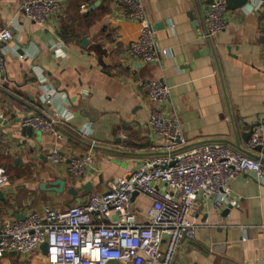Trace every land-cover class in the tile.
<instances>
[{
	"label": "crops",
	"instance_id": "crops-1",
	"mask_svg": "<svg viewBox=\"0 0 264 264\" xmlns=\"http://www.w3.org/2000/svg\"><path fill=\"white\" fill-rule=\"evenodd\" d=\"M61 1L60 14L40 27L21 13V0H0V24L15 34L5 50L6 76L0 82V165L8 178L0 189V222L25 219L46 206L67 210L85 204L144 161L163 155L152 150L163 141L149 126L152 103L138 90V80L162 79L170 87L168 109L180 119L186 140L180 152L222 144L241 155L246 156L239 146L264 158L243 139L251 128L264 136V9L227 10V29L208 41L202 35L210 0H140L159 47L170 51L159 64L146 65L130 54L136 27L123 20L126 11L119 0H96L101 4L94 10L91 0ZM66 27L75 32L69 42L60 35ZM59 41L62 58L51 50ZM36 69L44 73L41 83ZM50 90H55L51 105L43 95ZM80 101L90 103L96 113L93 121L81 114ZM64 112L73 117L63 121ZM38 113L61 119L60 140L24 132L22 119ZM88 123L97 141L95 169L82 181H73L64 175L66 163L54 168L47 157L54 147L68 162L86 151L79 130ZM59 179L66 182L62 194L41 189ZM88 183L90 192L83 190ZM72 188L78 196L69 194ZM230 188L239 207L192 210L195 237L180 242L173 264L264 261V185L245 175ZM151 207L150 199L134 198L139 223L147 222ZM46 256L41 249L28 257L9 253L0 264H48Z\"/></svg>",
	"mask_w": 264,
	"mask_h": 264
},
{
	"label": "built area",
	"instance_id": "built-area-1",
	"mask_svg": "<svg viewBox=\"0 0 264 264\" xmlns=\"http://www.w3.org/2000/svg\"><path fill=\"white\" fill-rule=\"evenodd\" d=\"M125 7V17L135 25L129 41L130 54L146 65H157L170 51L159 47L154 26L149 22L140 0H119ZM264 0H248L246 7L260 12ZM61 0H21V13L36 25L44 27L62 11ZM82 8H85L83 6ZM225 0H210L205 15L202 39L211 41L228 27ZM15 38L12 28L0 24V82L6 76L5 50ZM63 42L53 43L56 58L65 56ZM17 49H15V52ZM36 69L35 71H37ZM37 81L44 79L43 71L35 73ZM137 88L150 101L149 126L162 146L153 147L163 155L148 159L124 177L109 183L100 194H93L87 203L67 210L50 206L30 213L23 221L4 219L0 222V260L9 253L30 256L44 244L48 246V264H173L181 241L195 237L197 225L192 210L211 205L217 211L238 208L230 183L242 176H251L264 185L261 161L241 155L226 145L204 144L180 152L186 145L178 116L168 105L171 89L162 79L138 80ZM44 100L51 105L55 90L46 91ZM62 120L73 117L61 114ZM58 120L43 114L22 119L24 128L40 134L61 138ZM86 141V151L75 154L68 162L59 148H51L49 164L64 167L66 178L85 179L96 165L97 141L92 124L80 128ZM264 147V136L254 129L248 142L250 149ZM8 185L7 171L0 166V189ZM134 195L151 200L152 207L146 223H139L133 208Z\"/></svg>",
	"mask_w": 264,
	"mask_h": 264
},
{
	"label": "water",
	"instance_id": "water-1",
	"mask_svg": "<svg viewBox=\"0 0 264 264\" xmlns=\"http://www.w3.org/2000/svg\"><path fill=\"white\" fill-rule=\"evenodd\" d=\"M225 3H226V6H227V10L228 11H234L235 12V11H238V10L242 9L243 7H245L247 5V3H248V0H225ZM100 4H101V1H97L95 3V5L91 7L90 10L96 9ZM88 43H89L88 40L87 39H84L83 40V47L86 48L87 45H88ZM79 105L81 107H83L82 108V111H81V114H83L84 116H86L87 118H89L91 121H93L92 118L94 116H96V113L93 110V108L91 107L90 103L89 102H86V101H80L79 102ZM253 131H254V128H251L250 131L243 136V139H244L245 143L248 144V142L252 138ZM24 132H27V134H30V133L33 132V129H31V128H25L24 129ZM237 149L239 151L243 152L247 157L253 158V159L258 160V161L261 160V162L264 163V158L261 159L259 156L254 155L251 152L244 151V150H242L240 148V146ZM254 150L255 151H258L260 153H264V147H262V146H258ZM65 188H66V182L64 180H61V179H59V180L51 183L50 185L43 184L41 186V189L42 190H50V191H53L54 193H57V194H62L65 191ZM83 190H86V191L90 192L92 190V185L90 183L86 184L85 186H83ZM68 192H69L70 195H73L75 197L78 196V192L74 188L69 189ZM136 196L137 195H134V198ZM1 197H2V194L0 193V198ZM23 220L24 219H22L20 221H23ZM40 249H41V251L43 252L44 255H47V253H48V246H47V244H44ZM260 264H264V261H262Z\"/></svg>",
	"mask_w": 264,
	"mask_h": 264
},
{
	"label": "trees",
	"instance_id": "trees-1",
	"mask_svg": "<svg viewBox=\"0 0 264 264\" xmlns=\"http://www.w3.org/2000/svg\"><path fill=\"white\" fill-rule=\"evenodd\" d=\"M96 2V0H91L89 5H93L94 3ZM89 17V16H88ZM61 35V38L65 41H68L70 40V38H72L71 40L75 39L74 35H75V32L72 31V30H68V28H63L62 32L60 33ZM1 166V165H0ZM6 168V167H5Z\"/></svg>",
	"mask_w": 264,
	"mask_h": 264
},
{
	"label": "rangeland",
	"instance_id": "rangeland-1",
	"mask_svg": "<svg viewBox=\"0 0 264 264\" xmlns=\"http://www.w3.org/2000/svg\"><path fill=\"white\" fill-rule=\"evenodd\" d=\"M74 205H75V204H74ZM74 205H71V207L74 206ZM59 210H60V209H59Z\"/></svg>",
	"mask_w": 264,
	"mask_h": 264
}]
</instances>
